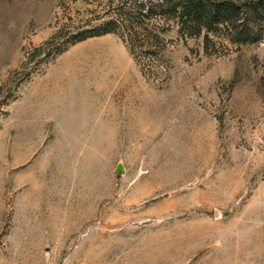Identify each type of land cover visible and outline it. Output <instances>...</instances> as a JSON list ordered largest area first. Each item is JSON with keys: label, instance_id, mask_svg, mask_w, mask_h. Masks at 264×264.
Masks as SVG:
<instances>
[{"label": "rangeland", "instance_id": "obj_1", "mask_svg": "<svg viewBox=\"0 0 264 264\" xmlns=\"http://www.w3.org/2000/svg\"><path fill=\"white\" fill-rule=\"evenodd\" d=\"M116 2L0 0V264H264V40L29 54Z\"/></svg>", "mask_w": 264, "mask_h": 264}, {"label": "trees", "instance_id": "obj_2", "mask_svg": "<svg viewBox=\"0 0 264 264\" xmlns=\"http://www.w3.org/2000/svg\"><path fill=\"white\" fill-rule=\"evenodd\" d=\"M106 18L87 26H58L49 37L34 45L31 56L40 52L52 56L68 45L86 37L115 33L142 74L151 64L139 62L135 52L152 57L162 63L164 37L169 23L175 25L179 36L202 35L204 51L227 50L229 44H242L264 40V0H117L104 10ZM85 24V23H84ZM137 50V51H136ZM260 81L264 91V74Z\"/></svg>", "mask_w": 264, "mask_h": 264}]
</instances>
